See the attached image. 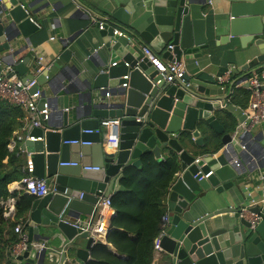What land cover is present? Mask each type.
<instances>
[{
    "label": "water",
    "instance_id": "water-1",
    "mask_svg": "<svg viewBox=\"0 0 264 264\" xmlns=\"http://www.w3.org/2000/svg\"><path fill=\"white\" fill-rule=\"evenodd\" d=\"M205 5L206 0H141L136 7L120 9L115 14L121 18L119 24L108 23L103 28L110 64L102 62L97 72L87 68L82 89L62 86L66 96L61 110L57 92L51 93L49 107L58 110V123L46 121V129L34 128L31 134L37 139L25 141L21 148L31 152L34 175L45 178L49 186L46 195L31 202L28 240L58 244L39 252L28 247L17 256L16 264H84L91 260L89 251L95 241L71 220L92 215L101 197H111L123 189L119 182L124 169L141 170L142 156L158 159L163 149L176 157L178 170L167 195L168 222L160 240L163 255L153 264H264V237L238 216V209L223 207L198 214L205 189L213 187L221 194L233 184L231 179L237 177L233 160L242 163L247 156L242 148L245 136L222 134L212 114L216 98L209 95L206 82L188 76V85L156 82L161 76L141 50L148 45L166 60L199 57V50L208 47L206 31L217 37L222 26L228 36H239L243 47L250 42L256 48L243 67L254 66L251 73L263 67L264 0H230L222 22L205 12ZM115 25L121 35L114 34ZM37 27L25 5L18 0H0V64L13 60L18 37L27 39ZM22 64L20 61L15 67L24 68ZM48 76L54 79L60 75L38 73L33 90L41 81L48 82ZM71 93L75 106L69 110L67 97ZM42 94L46 95L45 90ZM107 118H117L118 125L101 127L100 121ZM203 131L208 132L205 139L211 131L222 134L221 146L195 161L200 148L189 152L186 144L202 146ZM111 134L117 136L116 145L108 140ZM69 140L90 144L67 143ZM67 162L76 164H60ZM258 167L264 168V163L258 162ZM198 171L211 173L198 181L201 174L194 178ZM252 209L259 211L258 207ZM233 211V219L222 216ZM260 215L264 221V205Z\"/></svg>",
    "mask_w": 264,
    "mask_h": 264
},
{
    "label": "crops",
    "instance_id": "crops-1",
    "mask_svg": "<svg viewBox=\"0 0 264 264\" xmlns=\"http://www.w3.org/2000/svg\"><path fill=\"white\" fill-rule=\"evenodd\" d=\"M141 0H18L27 8L29 15L36 22L37 29L29 35L27 39L18 37V45L13 46L16 51V55L13 60L11 58L6 59L5 62L0 64V72L8 80L21 79L27 80L30 75L34 74V68L36 67V60L41 56L43 62L48 64L41 72L51 71L52 73H58L60 76L51 79L48 76V82L41 81L38 84V89L43 93L45 90L46 95L36 98L37 105L42 107L43 102H48V106L53 100L52 92H57L58 110L62 108V102L66 94L61 91L62 86L65 84H71L72 89L84 88L85 81L83 77L86 75V69L97 72L99 66L104 62L105 65L110 64V52L106 46L107 37L103 33V29L98 28L96 21L105 20L106 24H119V15L116 16V12L127 6L136 7ZM238 1H250V0H238ZM230 0H206L204 11L211 13L213 19L222 22L226 16V12L229 9ZM121 16V15H120ZM121 19V18H120ZM119 28V26H116ZM208 47L199 50L201 56L193 57L190 59L182 58L185 62L186 77L191 79H199L202 82H206L209 89V95L215 97L213 102L214 107L212 114L215 120L221 125L224 132L237 130V126L244 119L243 113H249L250 110V91L246 78L251 75L250 72L254 66L244 68L243 66L256 54V48L252 43H247L246 47H243V43L239 40V36H228L222 26L219 28V33L213 35L206 31ZM54 36V39H50ZM148 46V45H146ZM149 47V46H148ZM163 59L160 55H158ZM166 60V59H164ZM23 62L24 68L15 67V64ZM235 66V72L232 75L230 82L224 84V88H220L216 80V75L221 74L227 67ZM36 78V77H35ZM63 84V85H61ZM73 94L68 95L69 105L68 109L74 108V103H71ZM50 116L47 120L49 123H58L57 109L53 111L50 109ZM45 123H47L45 121ZM46 125V124H45ZM213 136L214 143L216 145L221 143L222 134L209 132ZM249 133L251 135H249ZM249 133H239V135L245 136V143L247 150L256 159L261 160L259 157L264 154V121L255 125ZM208 132L203 131V144L197 145L191 143L186 144V148L189 152H197L199 148L204 147L205 135ZM192 150V151H191ZM199 157V153L196 155ZM153 160L165 162L169 157V152L166 149L161 151V155L158 159L151 155ZM18 158L21 163H24L25 156L19 155ZM264 163L263 161H259ZM142 166V162H141ZM135 168V167H133ZM140 170L138 168H135ZM261 174L264 176V168L260 169ZM259 172L256 168L250 167L247 161H243L240 170H237V177L232 178V185L223 189L221 194L216 193L213 187H208L202 192L200 197L199 215L213 212L218 208L228 207L233 210H239L244 206H247L252 199H256L260 196V182L258 176ZM173 180V179H172ZM170 181L168 190L170 188ZM264 182V180H263ZM120 186L121 182H119ZM260 185V186H259ZM20 180L12 182L8 188L14 195L8 197L4 201L6 209H10L11 212L5 219L8 221L7 228L5 230L6 237L12 231L15 233L14 225L22 224L26 232L28 231V213H25L24 218H15V204L17 200L24 195L21 191ZM123 188V187H122ZM119 190L118 192H123ZM117 192V193H118ZM115 195V194H114ZM168 195V193H167ZM167 195L163 200V205L166 213L170 208V204L167 201ZM113 196V195H111ZM129 198L128 195H126ZM130 199H134L130 197ZM94 212L90 216L80 215L78 219L71 220V222H77L81 225H85L88 221L93 220L95 217ZM235 211L225 212L222 216L234 218ZM114 217V214L109 218L110 223ZM18 221L12 227L10 223ZM111 227L109 228V231ZM108 231V232H109ZM257 232L262 238L264 237V221L260 220L253 230ZM102 238L103 241H95L104 244L108 251L117 254L116 249L111 243L107 242V234ZM159 232V231H158ZM130 234V233H129ZM158 234V233H157ZM156 234V236H157ZM156 236L154 238H156ZM132 239L136 238L135 234H130ZM42 241V240H41ZM82 245L86 244L85 240H79ZM45 242L47 248L52 250L51 247L57 246V241H42ZM145 242L149 246L147 237ZM152 250L153 262H158L163 255V250ZM63 249L59 248L58 251ZM66 251V248L63 252ZM62 252V251H61ZM90 254V251H89ZM124 257L123 255H118ZM17 256H11L8 254V259L4 264H16ZM87 262V261H86ZM86 262L84 264H86ZM73 264H78L77 262Z\"/></svg>",
    "mask_w": 264,
    "mask_h": 264
},
{
    "label": "built area",
    "instance_id": "built-area-1",
    "mask_svg": "<svg viewBox=\"0 0 264 264\" xmlns=\"http://www.w3.org/2000/svg\"><path fill=\"white\" fill-rule=\"evenodd\" d=\"M96 24L98 28L101 30L104 28L106 21L105 20H97ZM114 34L121 35L122 32L118 29L113 30ZM54 36H51L50 39H54ZM171 48V45H168ZM143 55L148 59L151 63L154 70L161 76L156 82L164 81L167 83L173 84H185L188 85L189 82L185 81L186 69L185 62L183 60H164L161 59L154 51L143 45L141 47ZM36 67L34 69L33 77L27 80L21 79H12L8 80L4 77V75L0 72V100H4L9 104L20 108L24 113L23 125L14 132L13 137L11 138L8 147L10 150H15V155L18 157L23 154L25 156L24 163L21 164V173L22 176L20 178L21 183V191L24 194L34 196L36 198L42 197L49 192L48 182L45 178L37 177L34 175V167L33 162L31 160V152L22 149L21 145L24 144L27 140H35L37 137H34L31 132L34 128H42L46 129L45 121L49 119L50 110L48 106V102H43L42 107L38 108L36 103V98L42 96V92L37 88L33 90V87L36 84V76L40 73L44 68L47 67L48 64L43 62V58L40 56L36 60ZM115 65V62L112 63ZM235 66L231 65L227 67L220 75L216 76V80L220 85V88H224V84L230 82ZM246 82L250 91V112L243 113L244 119L237 126V130L233 133L235 135H239V133H249L250 130L260 122L264 121V66L253 72L246 78ZM125 85V83H123ZM119 120L117 118H107L102 119L100 121L101 127H110L111 125H118ZM86 132H92V130H88ZM98 132V129L95 130ZM39 138V137H38ZM108 140L114 145L117 144V136L115 134H111L108 136ZM67 143H77L80 144H90L88 141H77V140H69ZM246 144V143H245ZM243 150H246L247 156L242 158L243 161H247L250 167H254L259 172V180L262 182L260 186V196L256 199L250 200L247 206L239 209L238 216L245 219L252 229L256 227V225L261 220V211L263 210L264 205V176L261 174L258 169V162L250 152L247 150V146H242ZM199 157L195 158V161L198 160ZM264 160V154L259 157ZM242 163L239 160L234 159L233 165L239 171L242 167ZM66 165H75V162H67L60 163ZM86 169H97V167H85ZM211 171L206 174H201V171H198L194 178H197L198 174H201L197 180H201L204 177H207ZM5 201V200H4ZM3 205V216L6 217L10 214L11 210L6 209ZM258 207L259 211L255 212L252 208ZM95 217L93 220L88 221L85 225H81L77 222H72V224L80 230V232H87L89 236H91L94 241H103L102 238L105 237V234L109 231V218L114 214V209L111 205L110 197H101L96 205H95ZM168 215L164 213L160 220V228L156 238L153 239V248L155 250L160 249V240L165 233L166 225L168 222ZM14 231L18 236V241L15 242L10 248L11 256H19L25 252L28 247L30 249L39 252L43 248H47L45 242L42 241H29L27 232L24 229V225L17 224L14 227ZM104 239V238H103Z\"/></svg>",
    "mask_w": 264,
    "mask_h": 264
},
{
    "label": "trees",
    "instance_id": "trees-1",
    "mask_svg": "<svg viewBox=\"0 0 264 264\" xmlns=\"http://www.w3.org/2000/svg\"><path fill=\"white\" fill-rule=\"evenodd\" d=\"M23 119L24 113L20 108L0 100V264L7 261L11 246L18 241V236L13 231L7 237L5 235L8 221L3 216L2 203L14 195L8 186L22 176L21 160L15 155V150H10L8 144L14 132L23 125ZM229 132L232 130L223 131ZM207 139L196 155L214 153L220 148L221 143L216 145L213 136L209 135ZM141 162V170L133 167L124 169L120 180L124 191L110 197L114 217L106 239L114 246L118 255L124 257H119L108 251L104 244L96 242L90 249L92 259L86 264H151L153 239L159 231L161 217L166 212L162 202L168 193V185L178 170V162L175 156H169L165 162H161L153 160L151 155L142 156ZM34 198L24 194L17 200L16 219L24 218ZM16 223L18 221L9 226ZM129 233L135 234L136 238L132 239ZM146 237L149 246L145 242Z\"/></svg>",
    "mask_w": 264,
    "mask_h": 264
},
{
    "label": "flooded vegetation",
    "instance_id": "flooded-vegetation-1",
    "mask_svg": "<svg viewBox=\"0 0 264 264\" xmlns=\"http://www.w3.org/2000/svg\"><path fill=\"white\" fill-rule=\"evenodd\" d=\"M259 161H261V160H259ZM263 161V160H262ZM166 213V212H165Z\"/></svg>",
    "mask_w": 264,
    "mask_h": 264
},
{
    "label": "clouds",
    "instance_id": "clouds-1",
    "mask_svg": "<svg viewBox=\"0 0 264 264\" xmlns=\"http://www.w3.org/2000/svg\"><path fill=\"white\" fill-rule=\"evenodd\" d=\"M115 29H117V28H115ZM119 30V29H118Z\"/></svg>",
    "mask_w": 264,
    "mask_h": 264
}]
</instances>
